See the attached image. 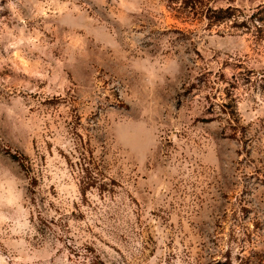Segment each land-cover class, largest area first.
Instances as JSON below:
<instances>
[{
	"label": "clouds",
	"instance_id": "1",
	"mask_svg": "<svg viewBox=\"0 0 264 264\" xmlns=\"http://www.w3.org/2000/svg\"><path fill=\"white\" fill-rule=\"evenodd\" d=\"M217 2L233 15L194 37L175 33L187 47L167 56L140 50L152 46L138 44L147 35L137 28L142 0H33L38 18L66 17L72 31L56 38L66 59L53 58L43 33L27 42L0 34V71L26 77L10 105L0 96V264H215L221 255L237 264L231 225L210 205L233 161L264 148V132L247 135L264 121V55L248 50V30L264 29L252 19L264 0ZM29 45L42 59L25 58ZM90 108L85 125L80 113ZM237 133L243 150L225 152Z\"/></svg>",
	"mask_w": 264,
	"mask_h": 264
},
{
	"label": "rangeland",
	"instance_id": "2",
	"mask_svg": "<svg viewBox=\"0 0 264 264\" xmlns=\"http://www.w3.org/2000/svg\"><path fill=\"white\" fill-rule=\"evenodd\" d=\"M111 0H109V3ZM145 11L138 16L137 28H141L147 35L140 41L139 45H144L151 42V48H141L140 50L155 55L161 53L164 56L168 55L165 49H171L179 54V49L187 47V42L178 44L173 38L175 33L193 36L200 30L205 32L208 30L209 23L222 22L226 18L233 15L232 8L222 6L219 3H212V0H142L140 5ZM219 12V18L216 16ZM38 10L35 8L33 0H0V34L6 35L8 30H12L18 38H22L27 42L37 32L43 33L41 43L48 45V51L54 59H66L65 43L61 40L60 44H56V38L63 37L67 32L72 31L71 26L64 27L63 22L66 19L64 16H58L52 19L44 20L37 17ZM253 21L260 19L264 24V7H258L256 12L252 14ZM51 25V28L48 27ZM222 27V25H217ZM23 30V36H20ZM249 45L248 50L250 55H264V29H249ZM75 47H83L81 38L76 37L72 40ZM95 52V47L91 48ZM22 53L26 59L33 63L41 58L39 53L32 51L31 46H25ZM7 53L4 52L3 46H0V59H7ZM42 59V58H41ZM55 66V65H54ZM80 72L86 74L87 69L81 68ZM32 76H38V71L30 73ZM12 78L11 85L0 83V96L4 98L8 104H11L13 99L19 98L17 93L19 87L26 86L23 84L22 74L12 70L10 66H5L3 71H0V78ZM11 87V88H9ZM9 88V89H8ZM259 95L264 97V92H259ZM23 95V92H19ZM112 102H116L114 98L109 97ZM27 101V98L25 97ZM33 111H39L40 114H45L48 110L42 109L39 106ZM94 109H88L80 113L81 121L86 125L87 120L93 115ZM6 123L3 117H0V133L4 131ZM248 137L257 139L258 133L264 132V121H261L258 126L248 125ZM239 137L235 142L229 141L223 147L225 152H235L239 154L243 150L241 143L242 137ZM87 139V137H85ZM247 163L240 164L239 161H233V168L223 173L222 179L217 182V197H213L214 203L210 205L213 208L212 217L215 218L217 213L220 218L228 220L231 228L227 234L229 243L235 242L240 248V254L235 257L237 264H264V148H257L256 159L246 157ZM34 174L40 175V162L38 159L33 161ZM252 168V172L247 169ZM253 177L255 179H253ZM225 193H231L228 203H231L232 196H235L236 203L231 205V212L225 211V202L222 197ZM241 193V195H237ZM242 193H248L247 196ZM253 193H258L255 199ZM245 208H251V211L245 213ZM255 213V216L252 213ZM252 224L250 228L249 225ZM204 230L202 234L208 235L212 239L214 233L207 232V228L212 227L208 222H203L201 225ZM236 228L240 229V235H236ZM220 219L216 220V232H222ZM218 246L215 240L212 241ZM234 251V249H233ZM215 264H227L223 255L216 258Z\"/></svg>",
	"mask_w": 264,
	"mask_h": 264
},
{
	"label": "trees",
	"instance_id": "3",
	"mask_svg": "<svg viewBox=\"0 0 264 264\" xmlns=\"http://www.w3.org/2000/svg\"><path fill=\"white\" fill-rule=\"evenodd\" d=\"M219 12H220V11H218L217 15L214 16V17H216L217 19H220V18H219V17H220V16H219Z\"/></svg>",
	"mask_w": 264,
	"mask_h": 264
}]
</instances>
